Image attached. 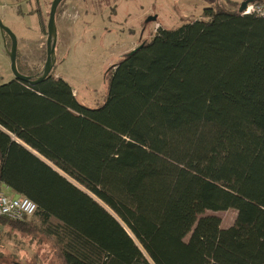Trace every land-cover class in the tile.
Instances as JSON below:
<instances>
[{
  "label": "trees",
  "instance_id": "1",
  "mask_svg": "<svg viewBox=\"0 0 264 264\" xmlns=\"http://www.w3.org/2000/svg\"><path fill=\"white\" fill-rule=\"evenodd\" d=\"M241 1L158 27L94 107L54 71L0 81V187L37 206L0 240L40 233L59 264H264V19Z\"/></svg>",
  "mask_w": 264,
  "mask_h": 264
},
{
  "label": "rangeland",
  "instance_id": "2",
  "mask_svg": "<svg viewBox=\"0 0 264 264\" xmlns=\"http://www.w3.org/2000/svg\"><path fill=\"white\" fill-rule=\"evenodd\" d=\"M214 1L64 0L59 7L61 15L57 12L55 15L56 45L52 71L74 89L82 105L94 107L103 100L106 93L105 71L118 61L123 49L134 45V41L149 38L155 33L156 25L171 29L178 27L184 19L197 18L203 8ZM51 2L0 0V19L15 35L17 47L22 37L26 40V47L22 51L27 58L20 52L19 60L20 65L28 67L30 71L39 72L46 58V24ZM64 2H75V5L62 14ZM153 15L157 20L146 22L147 17ZM40 20L44 25L43 30ZM7 44L9 46V40ZM13 78L4 37L0 32V81L5 83ZM78 187L87 192L83 187ZM100 204L110 211L102 202ZM214 214L220 217L224 228L232 225L236 216L233 209ZM34 219L31 216L27 220L34 222ZM9 233L6 230L1 232L0 240L2 256L6 260L19 261L21 264H59L45 236L40 233Z\"/></svg>",
  "mask_w": 264,
  "mask_h": 264
},
{
  "label": "water",
  "instance_id": "3",
  "mask_svg": "<svg viewBox=\"0 0 264 264\" xmlns=\"http://www.w3.org/2000/svg\"><path fill=\"white\" fill-rule=\"evenodd\" d=\"M63 0H52L49 8L48 13V19L46 24V40H45V51H46V58L44 61V64L42 66V69L33 76H27L22 73H20L16 66V54H17V41L16 37L13 34V32L6 27L3 22L0 19V32L2 33V36L5 35L10 39V46L7 48L5 45V49L7 51V54L10 59V69L12 71L14 79H17L19 81L27 82L30 85H35L42 81L44 78H46L52 71V68L55 63V45H56V26H55V15L57 11L58 5ZM254 0H242L238 7V12L242 13L246 6L249 3H252ZM156 20V16H148L146 19V22H153ZM142 43H140L137 47L132 49L128 52V54L134 52L136 49H138ZM21 264V263H16Z\"/></svg>",
  "mask_w": 264,
  "mask_h": 264
},
{
  "label": "built area",
  "instance_id": "4",
  "mask_svg": "<svg viewBox=\"0 0 264 264\" xmlns=\"http://www.w3.org/2000/svg\"><path fill=\"white\" fill-rule=\"evenodd\" d=\"M242 14H254L264 19V0H255L249 3ZM155 26L154 32L158 29ZM36 204L24 196H11L0 191V216L12 220H24L33 216L36 212Z\"/></svg>",
  "mask_w": 264,
  "mask_h": 264
},
{
  "label": "crops",
  "instance_id": "5",
  "mask_svg": "<svg viewBox=\"0 0 264 264\" xmlns=\"http://www.w3.org/2000/svg\"><path fill=\"white\" fill-rule=\"evenodd\" d=\"M74 1H76V0H74ZM214 1V0H213ZM236 1H240V0H236ZM215 2V1H214ZM213 2V3H214ZM212 3V2H211ZM212 3V4H213ZM211 4V5H212ZM61 5V4H60ZM75 5V2H74V4L73 3H70V4H67L66 2H64V4L62 5V14L63 13H66V12H68V8L69 7H73ZM210 5V6H211ZM59 7L60 6H58V8H57V13L58 14H60L59 12H60V9H59ZM204 9V8H203ZM202 13V12H201ZM201 13H200V15H201ZM69 14V13H68ZM61 15V14H60ZM199 15V16H200ZM198 16V17H199ZM197 17V18H198ZM156 20H157V18H156ZM160 26V25H159ZM41 33H42V31H41ZM40 36H42V35H40ZM150 37V36H149ZM140 39L138 40V41H134L135 43H134V45H132L131 47H129L128 49H123L122 50V52L120 53V57L122 56V55H124V54H126V53H128L129 51H131L132 49H134L135 47H137L138 45H139V43H140ZM5 47V46H4ZM25 47H26V40L24 39V37H22L21 39H20V45H19V47H17V52H18V55L20 54V52H22V55H24V57H26L27 55L22 51V48L23 49H25ZM38 47V49H39V46H37ZM119 57V58H120ZM27 58V57H26ZM25 61V60H24ZM27 62V61H26ZM54 76L55 77H59L55 72H54ZM72 91H73V93H74V89L72 88ZM74 95L76 96V97H78V95H76L75 93H74ZM105 97V96H104ZM104 99V98H103ZM100 103V102H99ZM98 104V103H97ZM96 104V105H97ZM1 190L0 191H2V192H4V193H6V194H9V195H11V196H19V195H17L16 193H14L12 190H10L8 187H6V186H4V185H2L1 187ZM0 264H2V263H0Z\"/></svg>",
  "mask_w": 264,
  "mask_h": 264
},
{
  "label": "flooded vegetation",
  "instance_id": "6",
  "mask_svg": "<svg viewBox=\"0 0 264 264\" xmlns=\"http://www.w3.org/2000/svg\"><path fill=\"white\" fill-rule=\"evenodd\" d=\"M141 41H142V40H141ZM141 41H140V42H141Z\"/></svg>",
  "mask_w": 264,
  "mask_h": 264
}]
</instances>
